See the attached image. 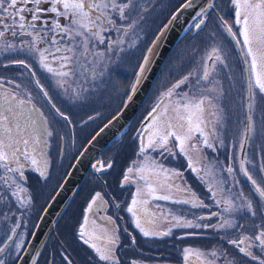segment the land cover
<instances>
[{
    "label": "rangeland",
    "instance_id": "1",
    "mask_svg": "<svg viewBox=\"0 0 264 264\" xmlns=\"http://www.w3.org/2000/svg\"><path fill=\"white\" fill-rule=\"evenodd\" d=\"M184 1L119 0L121 3L128 4L125 9L126 19L120 20L118 16L115 17L120 30L112 29L103 33L104 44H99L96 41L90 43L86 58L79 54L82 49L74 48V52L64 51L67 46H72V42L66 39L62 40L59 35L55 36L58 44L52 45L54 33L50 30V23L47 26L49 31L46 36L39 32V29L43 27L40 21H37L35 29H30L33 35L38 34L43 37L41 41L37 42L36 50L33 51L29 50L32 37L20 35L18 28L15 29L18 33L15 37L11 31H6L5 35L0 38V44L6 42L12 45L10 48H0V83L8 86L7 89L2 87L0 89L9 98L14 95L16 99L25 101L23 105L27 106L32 101L36 113L39 116L41 113L43 114V143L48 148L46 155L50 159L46 169V176L50 178V195L63 180L84 143L104 122L118 112L136 82L139 68L143 64L144 57L148 55V49L161 32L169 16ZM41 7H47V5L42 4ZM211 9L214 10L211 11ZM229 10L221 7L219 1L213 0L211 7L203 12V16L200 15L202 12H199L193 24H190L186 29L157 79L159 82L164 80L166 87L163 88V91H166L178 81L188 77L180 87L186 91L183 86L190 80L192 81V86L185 92L189 97L195 99L206 95L211 98L210 101H205L204 111L198 115L202 117L200 127L206 133L208 141L213 147H205L200 142L199 133L193 134V138L186 147L191 154L193 167L201 169L199 172H194L195 175L200 179L204 178L208 188L212 189L211 192L209 191L210 197L207 199L208 208L205 211L200 210L198 214L206 215L218 211V214L207 224L208 227H204L207 230L205 235L216 238L218 242L210 248L193 250L204 253L207 259H215V264H240L238 257L229 252L227 244L233 240L239 241L244 237H249L250 240H245V243L241 244L239 248L245 247L252 252L257 257L254 263L260 264V260H264V251L254 240L256 235L241 234L243 229L239 228L237 221L240 215L247 216L249 204L252 210L258 211H264V204L259 196L252 193L245 184L244 177H239L240 173L238 174L237 168L231 167L233 172L228 173L227 168L229 167H227L224 177L221 178L220 170L214 161L217 154L214 151L215 148H219L224 143L233 144L234 138H238L237 142L241 141L244 137V126L241 130L237 128L246 100L244 71L240 55L222 25V21H228V26L232 27L234 33H237L234 18L224 20L228 18L226 16L229 15ZM25 16L28 17L27 12H25ZM42 19L51 21V14L43 16ZM201 19L204 20L205 25L196 32V25ZM59 22L62 25L66 23L64 18H60ZM235 37L240 41L239 45L245 56L246 49L243 45V38L238 33ZM79 39L77 38V42ZM110 41L112 42L111 49L108 48ZM56 47L61 48V51L56 53L57 58L68 55L71 59L64 62L68 66L62 68L59 59H54L48 52H45L46 63L53 69L52 72H49L41 64L39 52L46 48L54 50ZM213 49L219 50L223 63L215 60L214 57L208 59ZM18 61L27 64L28 69L24 67L13 69L9 66L4 68L2 66ZM208 65H210L209 68ZM205 70L210 73L208 80L199 79ZM61 71L69 72V75L62 77L56 74ZM172 81L174 82L171 83ZM220 81H224L223 88H221ZM127 85L129 90L125 92ZM177 101L183 104L184 95L176 96L174 93L168 97L166 106L167 113L171 114L176 123L173 109ZM251 105L252 114L255 115L252 118L248 141L250 144L245 157L246 165L249 174L256 181V185L264 189V97L256 88H252ZM166 107H164V113ZM64 116H67L68 119L65 120ZM53 125H59L61 136H63L62 132H65L66 143L63 156L59 153L60 142L55 144L53 136L48 135L49 139L46 140L45 130L48 132L49 127L52 128ZM183 131L181 129L177 132L183 134ZM167 145L170 148V142ZM192 145H196V148L194 149ZM45 146L41 147L43 152ZM206 149L210 150L208 158L207 152L203 151ZM237 154L236 149L226 152V156H230L232 160L237 159ZM134 165L133 169L136 171L138 166L136 163ZM206 169H210L209 174H206ZM89 179L90 177L86 181ZM218 188H222L223 191H219ZM217 201L220 203L218 204ZM224 201H231V205H227ZM228 207H230V211H225ZM261 216L264 219V214ZM251 217L253 220L255 216L252 214ZM225 221H229L232 226L220 227ZM69 241L74 242V238L69 236ZM250 242L251 247H249ZM21 248L22 244L19 246L18 252L21 251ZM213 251L216 252V257L210 255ZM241 255L245 254L241 252ZM193 258L196 260L194 256ZM63 260L62 253L57 250L54 253L55 264H60Z\"/></svg>",
    "mask_w": 264,
    "mask_h": 264
},
{
    "label": "flooded vegetation",
    "instance_id": "2",
    "mask_svg": "<svg viewBox=\"0 0 264 264\" xmlns=\"http://www.w3.org/2000/svg\"><path fill=\"white\" fill-rule=\"evenodd\" d=\"M218 1L221 4V7H225L227 10L230 9L229 15L226 16L228 18H225L224 20L234 18V8L231 5L230 0ZM213 10L214 9H211V11ZM195 20L196 17L191 22V25ZM227 23L229 22L222 21L224 29L238 51L236 43L227 31V27H229ZM204 25L205 22L203 20L202 28ZM235 29L238 33V26H235ZM197 31L198 28L196 27V32ZM24 65L25 64L12 62L2 66L4 68L5 66H9L13 69L17 67H24L28 69V67H25ZM246 65L248 68V64ZM209 66L210 65H208V68ZM242 67L246 87V100L243 112L240 113L242 116L237 124V128L241 130L242 126H244L245 136L247 113L249 125V136L243 160L242 150L244 137L243 140L238 142V138H234L233 144H225L223 142L224 145L219 146L220 149L218 147L215 148L214 151L217 152V154L214 161L216 162V167L220 170L219 175L221 178L224 177L227 167L237 168L238 174L240 173L239 177H244L245 184L252 193L254 192L257 197L259 196L260 200L264 204V198L259 195V193L255 190L256 188L254 184L248 180L240 170L242 162L244 164V168L247 170L245 157L248 145L250 144L248 141L252 127V118H254L255 115L254 113L252 114V107L251 109L249 108L247 112V94L249 88V77L251 74L248 69L247 78L243 62ZM173 82L174 81L171 83ZM159 83L160 84L158 86L153 85L142 108L133 122L116 140L110 144L107 150L96 162L95 168H92L89 171L86 179H88V177H90V179L88 181L85 179L83 185L81 186V188L84 186L83 191H81L80 188L71 205L57 223L55 231L50 236L36 264H55L54 253L57 250H60L64 258L60 264H196V260L191 255L187 260H185L184 249L210 248L213 244L218 242L216 238L205 235V231L207 230L204 228V225L210 223L213 217L218 214V211H214L213 213L206 215L203 213L201 215L198 214L200 210L205 211L208 208L207 199L210 197V192L204 178L201 181V179L198 178L188 167V157H191V154L189 153L187 147L185 150L188 153L187 156H185L180 153L179 148L177 147L178 142L175 141V138H170L169 142L171 146L169 148L167 145V149L171 150V155L168 151L160 148L155 151L149 149L144 155H138L143 126H146L152 119L149 115L150 113H152V116L159 115L160 119L158 123L170 121L173 124H177L173 121L170 113L165 114L163 112L164 107L168 104V97L165 96V93L168 90L163 91V88L166 87L164 80H161ZM220 83L221 88H223L224 81H220ZM191 86L192 81L190 80L183 87H185L187 91V89ZM0 87L6 89L8 88L7 85L2 83H0ZM181 88L182 87L174 89L176 96H183L185 94L186 91ZM160 92L162 94H159ZM4 96L5 92L0 89V98H3ZM251 100L252 89L251 91L249 90V104H251ZM157 105H159L158 108ZM153 109H156V111L154 112ZM7 114L10 117L15 115L19 118L21 123H30L35 127L44 130L42 123L43 116L41 117L36 113L32 101L27 106L22 105L19 108H16L14 113L9 112ZM249 117H251V120H249ZM135 125L136 127H134ZM175 130L179 132L181 129L177 128ZM48 131L53 133L52 136L55 140V144L60 142L59 153L63 156L65 153L66 143L65 132H62L63 136L60 135L59 125H53L52 128L49 127ZM45 132L47 133L46 130ZM43 137L44 136L42 134V140ZM48 139L49 137L46 134V140L48 141ZM74 141L75 138L73 143ZM43 146H45L44 143L38 147L41 148ZM232 149H236L238 152L236 160H232L230 156H226V152ZM47 150L48 148L45 146L44 159L47 161L48 167L50 159L49 156L46 155ZM203 151L204 153L207 152L206 156L208 158L210 150L206 149ZM153 161L157 165H162L165 169L175 170L182 174L178 178H173L172 180L167 181V184L169 185H179V191L176 190L175 187H172L171 190H169L168 187L162 188L159 185H156L157 195H167L170 197L168 200H152L150 197H143L149 199V203L145 207L148 212L153 215L145 216L143 212L139 213V219L142 227L152 233H161L170 230L169 234L166 236H144L140 229L136 227V217H133L132 214L126 210L127 207L131 205V201L136 195L137 188L142 187L143 185V181L139 180L135 170L130 175L129 183H124L123 178L127 169L129 167L133 168L135 163L138 167L141 164H144L147 167ZM21 162L25 164L23 169V180L20 179L18 173H7L5 169L0 168V176H15L21 186L26 189L25 192L20 193V199H17L16 196L12 195V192L15 190L14 186L4 184L0 181V248L4 249L3 252L0 253V260H3V264L17 263L19 256L30 239L31 233L43 209L57 190H54L51 195L49 194L50 178L46 176L47 170L45 177H41L39 172L35 171L29 163L23 160L22 156ZM108 164H111L110 168L107 167ZM101 165L104 167L98 171L97 169L100 168ZM12 166L15 167V165ZM161 179H163V177H161ZM97 192L101 194L103 202L98 201L97 204L92 205V210L89 212L87 211L88 205ZM192 193L195 194L197 202H202L203 206L193 207L190 203L184 204L176 202L193 199L191 195ZM21 200H23L24 203H21ZM116 205H119V207H116ZM253 213L255 217L252 220L251 216ZM246 214V217H242L240 215L237 221L239 228L243 229L241 234L243 233L245 235L257 236L261 231H264V219L261 216L264 214V211L249 209ZM85 216L88 217L89 221L88 225L85 227L86 232L101 237L100 240L95 241L98 246H103L104 244L103 226L106 225L111 230L110 234L116 237L115 245L111 246L113 257L110 261H100L95 250L89 247L88 244H85L84 239L80 237L79 232ZM108 217H111L114 223H109L107 220ZM173 217H180L182 220L191 221L193 225H200V227H178L176 226V222ZM201 217H203V219H201ZM93 221H95V224H93ZM69 236L74 238V242L69 241ZM85 238H87V236ZM256 243L259 245L258 241H256ZM21 244V251L18 252L19 247H17V245L21 246ZM239 246L232 243L227 244L229 252L233 256L235 255L238 257L236 258L239 260L240 264H255L254 259H252L251 256L248 258L246 255H241ZM261 249L264 251V248L261 247Z\"/></svg>",
    "mask_w": 264,
    "mask_h": 264
},
{
    "label": "snow or ice",
    "instance_id": "3",
    "mask_svg": "<svg viewBox=\"0 0 264 264\" xmlns=\"http://www.w3.org/2000/svg\"><path fill=\"white\" fill-rule=\"evenodd\" d=\"M192 0H188V4L185 7L191 5ZM231 5L234 8V22L238 26L239 32L238 35L243 38V45L246 49L245 52V63L249 65L250 77H249V90L252 88L258 89L262 97H264V0H230ZM47 5V7H41V5ZM29 5H31L29 7ZM211 7V5H209ZM128 7L127 3H121L119 0H0V38L5 35L6 31H11L12 35L15 37L18 33L15 29H19L20 35H28L32 37L30 44V51L36 50V44L38 41L43 39L40 35H33L30 29L36 28L37 21L43 25L39 29V32L44 33L46 36L48 34V24H51V32L54 33L52 38V45H57L58 41L55 39V36L59 35L62 40L66 39L72 42V46H67L64 51L74 52V48L82 49L80 51V56L86 58L89 45L93 41L98 42L99 44L105 43V36L103 33L108 32L112 29L119 31L117 26L118 16L120 20L126 19L125 9ZM206 11V10H205ZM25 12L28 13V17L25 16ZM51 14V21L43 20L42 17ZM203 12L200 13L203 16ZM60 18H64L66 21L65 24L59 22ZM175 19V17H173ZM27 21V22H26ZM203 23V19L199 21L196 25L199 28L200 24ZM227 27V25H226ZM227 31L235 37L237 33L233 32L232 27H227ZM77 38H80L77 42ZM159 37H157L158 39ZM240 43L239 40L236 41ZM11 44L3 43L0 44V48H10ZM112 42L108 44V48L111 49ZM61 48L56 47L54 50L45 49L44 51L39 52L41 64L47 68L49 72H52L53 69L48 66L46 63L47 57L45 52H48L49 55L53 56L54 59H59L61 61V67H67L68 65L64 62L69 61L71 57L68 55H62L56 57V53L60 52ZM152 49H148V53L151 54ZM75 54V53H74ZM223 63L221 56L219 55V50L213 49L212 54L209 55L208 59H213ZM17 63L24 64L23 61H18ZM148 64V55L144 57L143 64L139 68V73L137 74V79L135 84H133L131 91L135 93L136 84L140 82V76L144 73L145 65ZM28 67V65H24ZM59 76L66 77L69 75V72L61 71L56 73ZM210 73L205 70L202 77L199 79L208 80ZM188 77L178 81L175 85L172 86L166 93V97H171L174 94V89L179 88L182 84L187 81ZM37 83H39L37 81ZM41 91L43 89L41 88ZM45 95L47 93L45 92ZM131 99V96H129ZM210 97L206 95H201L197 98H192L184 94V103L181 104L179 101L176 102L173 109L175 113V119L177 124H173L170 121L168 122H159V115L150 117L152 119L150 122L143 126V132L140 137V145L138 155H144L149 149L155 151L158 148L168 151L171 155V150L167 149V144L170 138H175L177 141V147L181 154L187 156L185 150L188 142L193 138L194 133H199L201 137V143L207 147L212 148L213 145L209 143L208 137L203 129L200 127L202 122V117L198 115L203 113V105L206 100L210 101ZM0 168L5 169L7 173H18L21 180L24 179V167L25 164L21 162V156L23 160L29 163L32 168L39 172L41 177H45L47 161L44 159L43 149L38 147L43 143L42 140V129L35 127L30 123H21L19 118L15 115L9 116L7 113L15 112L16 108L22 106L25 101L16 100V97L13 95L10 98L5 94L3 98H0ZM159 105H157V108ZM252 105L249 104L251 109ZM39 111V110H37ZM155 112L156 109H153ZM167 113V107L165 108V114ZM41 117L43 114H40ZM67 120V116L63 117ZM251 120V117H249ZM186 125V127H185ZM177 128L183 129V134H178L175 130ZM146 134V135H145ZM48 136H52L51 131L47 132ZM195 149L196 145H192ZM12 165H15L13 167ZM104 166L101 165L97 170H101ZM107 167H111V164H108ZM188 167L193 172H199L201 169L193 167L191 157H188ZM241 172L244 176L247 177L254 185L256 181L251 175L248 174L247 170L244 168L243 162L241 163ZM134 169L129 167L126 174L124 175L123 182L129 183L130 175L133 173ZM206 174L210 173V169H206ZM228 173H232L233 169L231 167L227 168ZM136 175L139 180L143 181L142 187L137 188L136 195L131 201V205L127 207V212L131 213L133 217H136V227L140 229L144 236L150 235H162L166 236L169 234V231L161 233H152L145 230L142 227L139 219V213L143 212L145 216H151L152 213L148 212L145 207L149 203V199L143 197H150L152 200H168L170 197L167 195H157V187H168L171 190L172 187H175L176 190H180L179 185H169L167 181L172 180L173 178H178L182 174L175 170H169L163 168L162 165H157L154 161L147 167L144 164H141L136 169ZM163 177V179H161ZM201 179H203L201 177ZM0 181L4 184L14 186L15 190L12 192L13 196H16L17 199H20V193L25 192L26 189L21 186L17 181L15 176L9 177L7 175L0 176ZM219 191H223L222 188H218ZM261 197H264V189H261L259 186L255 189ZM209 191L212 189L209 187ZM193 199L176 201L177 203L191 204L193 207L203 206L202 202L198 203L195 194H191ZM215 196V193H213ZM98 201L103 202L101 194L97 192L92 198L90 204L88 205L87 211L92 210V205L97 204ZM227 205H231V201H224ZM21 203H24L21 200ZM219 204L220 201H217ZM119 207V205H116ZM251 209V205H248ZM225 211H230V207L226 208ZM215 215V214H214ZM254 215V213H253ZM178 227H200V225H193L191 221L182 220L180 217H173ZM203 219V217H201ZM109 223H114L111 217L107 218ZM88 217L85 216L84 222L81 225L79 235L84 239V243L88 244L89 247L93 248L96 254L99 257L100 261H110L113 257L112 245L116 243V237L110 234V229L105 225L103 226V246H98L95 242L100 240V236H96L92 233L86 232L85 227L88 225ZM95 224V221H93ZM232 226L229 221H225L220 227ZM208 227V225H204ZM87 236V238H85ZM245 240H250L249 237H244L239 241H230V243L237 246L244 244ZM255 241L259 242V245L264 248V231H261L254 238ZM19 247V245H17ZM251 247V242L249 244ZM3 248H0V253L3 252ZM239 251L245 255L251 256L252 259H257L252 252L248 251L245 247H240ZM194 256L196 258V264H215V259H207V256L200 252L195 251L190 248L184 249V258L188 259L189 256ZM212 257H216V252L210 254ZM0 264H3V260H0ZM260 264H264V260H260Z\"/></svg>",
    "mask_w": 264,
    "mask_h": 264
},
{
    "label": "water",
    "instance_id": "4",
    "mask_svg": "<svg viewBox=\"0 0 264 264\" xmlns=\"http://www.w3.org/2000/svg\"><path fill=\"white\" fill-rule=\"evenodd\" d=\"M213 0H188L182 2L165 22L157 39L151 45V54L148 53V64L145 65L144 73L140 76L139 84H136L135 93H129L126 101L110 119H108L90 137L76 156L74 162L66 173L61 184L43 209L23 252L16 264H36L50 236L55 231L56 225L63 217L72 201L83 185L89 171L95 168L96 162L107 150L110 144L116 140L126 128L133 122L149 95L157 77L164 64L172 54L173 50L184 35L193 19L199 12H205ZM175 17V19H173ZM200 24L199 29L202 28ZM230 34V33H229ZM231 35V34H230ZM240 53L248 78V68L245 63L244 54L231 35ZM131 96V99H129ZM249 88L247 94V112L249 109ZM249 136L248 113L247 126L244 136L242 160L246 143ZM255 186V185H254ZM256 188V186H255ZM264 198V197H263Z\"/></svg>",
    "mask_w": 264,
    "mask_h": 264
},
{
    "label": "trees",
    "instance_id": "5",
    "mask_svg": "<svg viewBox=\"0 0 264 264\" xmlns=\"http://www.w3.org/2000/svg\"><path fill=\"white\" fill-rule=\"evenodd\" d=\"M216 1H218V0H216ZM201 29H202V28H201ZM201 29H199V30H201ZM199 30H198V31H199ZM170 56H171V55H170ZM168 59H169V58H168ZM167 61H168V60H167ZM167 61H166V62H167ZM164 65H165V64H164ZM163 67H164V66H163ZM162 69H163V68H162ZM161 72H162V70H161ZM161 72H160V73H161ZM158 77H159V76H158ZM160 77H161V76H160ZM158 83H159V79H157V81H156V83H155L154 86H157ZM154 88H155V87H154ZM128 90H129V86L127 85V86H125V92H128ZM129 93H130V92H129ZM128 95H129V94H128ZM127 97H128V96H127ZM127 97H126V99H127ZM126 99H125V101H126ZM125 101H124V102H125ZM124 102H123V104H124ZM123 104H122V105H123ZM120 108H121V107H120ZM87 123H88V122H87ZM104 123H105V122H104ZM104 123H103V124H104ZM85 124H86V123H85ZM103 124H102V125H103ZM102 125H101V126H102ZM101 126H100V127H101ZM100 127H99V128H100ZM85 144H86V142L84 143V145H85ZM84 145H83V146H84ZM82 148H83V147H82ZM82 148H81V149H82ZM81 149H80V150H81ZM78 153H79V152H78ZM64 174H65V173H64ZM64 177H65V176H64ZM83 187H84V186H83ZM83 187L81 188V191H83ZM78 196H79V195H78Z\"/></svg>",
    "mask_w": 264,
    "mask_h": 264
}]
</instances>
